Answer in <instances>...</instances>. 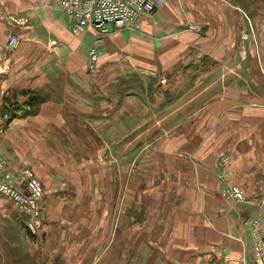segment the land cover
I'll list each match as a JSON object with an SVG mask.
<instances>
[{
  "label": "crops",
  "instance_id": "obj_1",
  "mask_svg": "<svg viewBox=\"0 0 264 264\" xmlns=\"http://www.w3.org/2000/svg\"><path fill=\"white\" fill-rule=\"evenodd\" d=\"M4 1L2 10L19 20L0 21V152L12 168L31 161L22 142L29 138L35 172L50 179L42 173L52 169L48 156L63 154V149L47 140L85 138L94 148L96 138H106L113 131L121 134L123 120L132 122L139 116L132 109L133 101L142 106L137 91L122 94V84H147L159 63L167 71L192 62L193 97L165 102V128L183 132L189 128L185 124H194L201 145L175 148L168 146L170 139L165 137V180L178 195L165 200L162 258L165 264H236L224 257L227 252L236 260V251L244 257L237 264H252L250 221L264 213L256 201L264 195V0H183L181 4H193L194 22L167 0L163 7L141 16L140 30H115L107 35L95 72L89 70L88 50L96 33L90 29L74 35L72 19L58 8L59 0ZM12 33L20 40L15 48L8 46ZM187 49L193 50L192 60ZM157 97L155 105L163 100ZM145 101L151 105L148 98ZM189 103L193 112L185 114ZM36 140L46 147L41 157L34 151ZM93 148L84 146L81 154H94ZM221 154L231 156L228 175L244 190L248 203L226 199L218 190L214 169ZM94 159L85 158L81 166L98 165ZM61 191L65 190L46 195L48 207L52 202L81 201L73 190L67 192L69 196L60 195ZM90 197L105 203L106 196ZM11 201L0 194V232L11 230L7 215ZM121 210L122 206L118 213ZM100 215L101 229L78 225L71 230L48 210L34 239L24 235L19 242L10 240L5 258L16 251L18 264H43V260L55 264L59 257L67 264H94L114 257L107 248L114 230H105L104 209ZM123 231L137 256L139 230ZM121 242L114 245L115 250ZM142 244L155 251L159 248L154 239ZM223 244L225 250L211 249Z\"/></svg>",
  "mask_w": 264,
  "mask_h": 264
},
{
  "label": "rangeland",
  "instance_id": "obj_2",
  "mask_svg": "<svg viewBox=\"0 0 264 264\" xmlns=\"http://www.w3.org/2000/svg\"><path fill=\"white\" fill-rule=\"evenodd\" d=\"M177 2H180V5ZM169 3L175 4L176 8L184 13L187 19L193 21L194 10L192 3L181 4L183 0H169ZM166 4L167 0H165ZM190 30L193 29L190 28ZM186 53L191 56L192 60L193 50L187 49ZM180 67L183 66L180 64ZM151 73L152 79L147 84L132 83L130 87L128 84H122V94L131 96L133 95L131 93L137 91L140 95L139 99L142 102V106L139 102L133 101L132 109L139 112V116L136 121L125 122L123 120L121 134L118 131H113L105 138L101 133L103 136L96 138L95 141L98 144L94 148L92 142L85 138H52L47 140L50 143L55 141L63 149V154L57 153L48 156L50 160H53L52 169L42 173L48 175L50 179L43 178L34 170L31 162L34 156L33 147H30V145H33L32 139L26 138L22 140L24 144H27L25 150L31 158L27 165H20L16 169L12 168L9 159L0 152L3 166H5L7 172L15 175L30 172L32 177L34 176L41 183L44 190L41 204L43 225L49 210L54 220H57L59 224H67L71 230L78 228V225L85 226V230H88L87 227L91 228V230L101 229L103 219L100 211L104 209L107 212L104 224L105 230H114L107 248L109 249L108 251L114 253V257L112 255L105 257L104 260L95 261L94 264L99 261L100 264L105 262L106 264H165V260L162 258L165 257V243L162 244L163 242L161 241V231L164 230L165 232V200L168 201L171 195H178L177 190H174L173 186H167L170 183L169 180H165V137L169 136L168 146H176L175 148L182 147V144L187 148L201 145L200 133L194 131V124H185L189 128L183 132H178L176 129L172 133L168 128H165V122L167 121L165 120V102L171 99L189 101L193 97V63L187 62L184 68L167 71L162 70L161 63H159L158 69ZM161 85H167L169 94L167 91L165 92L164 88L163 90L160 89ZM189 87L191 88L186 90ZM157 95L160 98L163 96L161 103H158L160 104L159 106L158 104L155 105L158 98ZM147 98L151 105L145 101ZM143 104L147 106L145 107ZM126 109L129 110L127 102ZM184 110L185 114H191L193 112L192 103L184 106ZM36 141L37 145L34 151L36 154H40L41 157L46 147L44 145L41 147L40 141ZM84 146L92 147L95 153L81 154V149ZM225 156L229 158V162L222 166L221 158ZM40 157L36 158L37 161ZM92 157L95 158L94 160H99L98 165L90 162L84 167L81 166L85 158L91 159ZM45 158L49 160L46 155ZM230 163L231 156L229 154H221L217 159L214 172L218 181L219 191L224 181L237 185L227 172ZM15 166H17V163H15ZM38 166L44 169V165L38 164ZM97 166L102 169L95 170ZM27 183L26 181L24 186H27ZM96 184L100 185L97 186ZM58 190H65L61 191L60 194L64 196H69L67 192L73 190L79 195L81 201L52 202L48 207V203L45 202L47 200L46 195L59 193ZM2 195L6 197V195ZM95 195L106 196L105 203L103 204L101 199L94 201L95 198L90 197ZM263 197L264 195L256 198V201L259 202ZM245 198L244 201H241L242 204L248 203L249 198L246 194ZM13 205L7 212L11 230H5L7 233L3 232V230L0 232V264L20 263L18 262L17 251L15 253L10 252L5 258L4 252L8 246L12 245L10 240L19 242L24 235L34 239L43 227V225L35 227L29 215L24 210H20L14 203ZM119 206H122L121 213H118ZM66 217L69 220H66ZM55 230H58V228L55 227ZM123 230H139L137 256L134 248L130 249L129 236L124 234ZM144 236L148 238L145 239ZM147 239L156 240L157 244L155 247L158 246L160 249L156 247L157 251H155L142 244ZM117 242H121V246H116L117 250H115L114 245H118ZM211 249L213 251L225 250V246L224 244L217 245L215 248V245L214 247L211 245ZM37 252L41 253L40 246ZM234 253L236 258L234 262L236 264L242 263L244 257L241 252L240 254L236 251ZM11 256L15 257L14 260L11 259ZM224 257L231 262L229 253H224ZM59 258L55 264H67L65 259ZM114 258L115 260H113ZM146 259H149L152 263L145 261ZM21 263L24 264L23 262ZM47 263V261L43 260V264ZM252 264L258 263L253 259Z\"/></svg>",
  "mask_w": 264,
  "mask_h": 264
},
{
  "label": "built area",
  "instance_id": "obj_3",
  "mask_svg": "<svg viewBox=\"0 0 264 264\" xmlns=\"http://www.w3.org/2000/svg\"><path fill=\"white\" fill-rule=\"evenodd\" d=\"M4 5V0H0V21L7 24L19 23L18 18L2 11ZM164 5L165 0H59L58 8L72 19L71 32L74 35L85 33L90 29L95 31L96 39L88 50V66L91 71H96L100 48L107 35L115 30H140L141 16L151 14ZM243 36L247 38L248 34ZM19 43V37L14 33L10 34L9 48H15ZM221 160L222 166L229 162L226 156ZM26 181L27 186H24ZM220 192L224 197L239 202L246 199L245 193L239 186L227 181L222 182ZM0 193L9 197L20 210H24L35 227L43 225L41 204L44 190L41 183L34 176L32 177L30 172L19 175L7 172L1 157ZM258 203L264 207V197ZM250 236L253 259L258 264H264V213L251 219ZM230 260L235 261L232 258Z\"/></svg>",
  "mask_w": 264,
  "mask_h": 264
}]
</instances>
